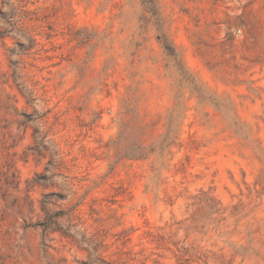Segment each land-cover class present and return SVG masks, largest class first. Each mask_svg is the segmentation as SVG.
<instances>
[{"label": "rangeland", "instance_id": "rangeland-1", "mask_svg": "<svg viewBox=\"0 0 264 264\" xmlns=\"http://www.w3.org/2000/svg\"><path fill=\"white\" fill-rule=\"evenodd\" d=\"M155 2L0 0V264H264V0Z\"/></svg>", "mask_w": 264, "mask_h": 264}, {"label": "trees", "instance_id": "trees-1", "mask_svg": "<svg viewBox=\"0 0 264 264\" xmlns=\"http://www.w3.org/2000/svg\"><path fill=\"white\" fill-rule=\"evenodd\" d=\"M141 1V4H142V6H143V8H144V10H145V12H147L148 14H150L152 17H156V16H158V11H157V7H156V2H155V0H140ZM158 40L160 41V43H161V46H162V48L166 51V53H168V55L169 56H171V57H173V59L174 60H178V56H177V54H176V52H175V49H174V47L170 44V42L168 41V39L167 38H165V37H162V36H160V37H158ZM176 68L178 69V70H182L183 68H182V65H181V63H180V61H179V63H178V66H176ZM183 71V70H182ZM181 71V74H184V75H186L185 73L186 72H182ZM187 76V75H186ZM189 77V76H188ZM191 80H193L191 77H189ZM192 84L194 85V81H192ZM192 91L193 92H197L196 91V89H192Z\"/></svg>", "mask_w": 264, "mask_h": 264}, {"label": "clouds", "instance_id": "clouds-1", "mask_svg": "<svg viewBox=\"0 0 264 264\" xmlns=\"http://www.w3.org/2000/svg\"><path fill=\"white\" fill-rule=\"evenodd\" d=\"M23 42L27 43V40H24Z\"/></svg>", "mask_w": 264, "mask_h": 264}]
</instances>
